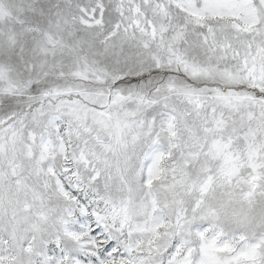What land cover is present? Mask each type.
Masks as SVG:
<instances>
[{
  "label": "snow or ice",
  "instance_id": "snow-or-ice-1",
  "mask_svg": "<svg viewBox=\"0 0 264 264\" xmlns=\"http://www.w3.org/2000/svg\"><path fill=\"white\" fill-rule=\"evenodd\" d=\"M0 264H264V0H0Z\"/></svg>",
  "mask_w": 264,
  "mask_h": 264
}]
</instances>
